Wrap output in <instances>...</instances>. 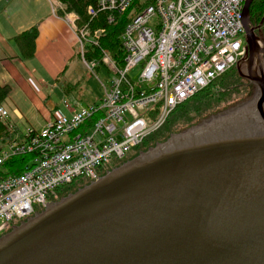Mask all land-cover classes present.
Returning a JSON list of instances; mask_svg holds the SVG:
<instances>
[{"label":"water","instance_id":"1","mask_svg":"<svg viewBox=\"0 0 264 264\" xmlns=\"http://www.w3.org/2000/svg\"><path fill=\"white\" fill-rule=\"evenodd\" d=\"M254 1L243 8L251 59L261 47ZM247 79L264 124V74ZM202 130L172 135L47 205L0 238V264H264V133L205 140Z\"/></svg>","mask_w":264,"mask_h":264},{"label":"built area","instance_id":"2","mask_svg":"<svg viewBox=\"0 0 264 264\" xmlns=\"http://www.w3.org/2000/svg\"><path fill=\"white\" fill-rule=\"evenodd\" d=\"M247 1L97 0L88 15L103 13L107 25L130 12L120 36L124 62L103 50L99 60H84L92 71L104 66L109 86L103 85L102 99L76 112H54L40 130L30 129L24 139L0 148V170L13 158L33 155L25 173L0 182V236L45 207L60 188L80 179L97 181L126 161L178 106L235 68L247 55ZM64 19L83 56L87 45L101 47L106 27L80 26L75 13ZM8 116L0 105V119Z\"/></svg>","mask_w":264,"mask_h":264},{"label":"crops","instance_id":"3","mask_svg":"<svg viewBox=\"0 0 264 264\" xmlns=\"http://www.w3.org/2000/svg\"><path fill=\"white\" fill-rule=\"evenodd\" d=\"M54 1L58 0L0 1V85L10 88L0 104L9 112L0 120L4 124L1 147L24 139L30 129L40 130L54 112H76L82 105L78 99L82 90L86 89L87 96H95L89 80L83 81L89 73L98 78L103 68L95 72L86 65L76 34L59 13L63 7H55ZM31 29L37 30L34 53L26 56L17 37ZM72 85L82 90L71 101L65 94H71ZM102 97H95L94 103Z\"/></svg>","mask_w":264,"mask_h":264},{"label":"trees","instance_id":"4","mask_svg":"<svg viewBox=\"0 0 264 264\" xmlns=\"http://www.w3.org/2000/svg\"><path fill=\"white\" fill-rule=\"evenodd\" d=\"M261 1L264 0H255L250 8V18L252 24L255 23V14L258 12L255 10L256 5L260 6ZM58 2L62 5L63 9L59 10L61 15H65L66 13H75L79 18L80 22L79 25L82 26L87 22L91 23L93 28H100L106 27L107 34L103 38L101 42V47L97 48L91 45L86 46V54L85 59L86 61H93L98 60L102 56V50L106 51L112 58L118 61L120 65L123 64L125 58V52L120 41V36L125 30L127 24L130 21V12L122 15H118L116 17V22L114 24L107 25V21L103 16V13H99L95 18H92L88 15V9L90 7L95 8L97 6V0H58ZM37 36V30L31 29L29 31L23 32L18 36V40L24 55L32 56L34 53V43L35 38ZM103 65H99L98 69L103 68ZM236 73L237 75H234ZM232 75L234 81L236 79L238 81H242L239 76L237 70L235 68L231 69L227 73H225L220 78L216 79L209 87L199 92L193 98L189 99L188 101L184 102L180 106H178L168 118L166 124L156 133L151 135L145 142L139 147L141 150L143 147L146 146V142H155L159 140L163 131H168V133L173 134L176 127H181L183 124L185 126L191 127L198 123L200 120L207 117L214 111L216 106H221L220 104L225 103L228 100V93L237 86L238 82H236L235 86L232 82ZM226 76H228L227 79ZM243 82V81H242ZM242 87L240 86L241 92H243ZM238 90V88H237ZM246 93V89L244 88ZM10 92V88L8 86H1L0 85V104H2L5 99L8 97ZM195 117H197L198 122H194ZM165 127V128H164ZM164 128V129H163ZM4 130V124L0 121V131ZM162 130V131H161ZM172 131V132H170ZM170 136L162 137L163 139H168ZM154 146V145H153ZM33 155L30 156H23V157H16L9 161H7L3 168L0 170V182L5 180L10 176H20L30 165V161ZM6 169L7 174L3 170ZM84 183V186L90 184L82 180V182L73 183L68 186L62 187L56 191V194L64 193L66 191H74L79 186ZM76 190L75 192H77ZM73 192V193H75ZM72 193V194H73ZM53 199V196H51Z\"/></svg>","mask_w":264,"mask_h":264},{"label":"rangeland","instance_id":"5","mask_svg":"<svg viewBox=\"0 0 264 264\" xmlns=\"http://www.w3.org/2000/svg\"><path fill=\"white\" fill-rule=\"evenodd\" d=\"M255 10L258 12V15H257V13L255 14V16H254L255 23L252 24V27L255 29L256 36L258 38V43L261 45L262 48H264V45H263V42H264V2L261 1V5L260 6L256 5ZM96 69H98V68H96ZM236 70L237 69L235 67V71ZM96 71H98V70H95V72ZM139 71L140 70L137 69L131 74V77L133 78V80H137L138 79V77L140 75ZM89 72L92 73V71H89ZM106 74L107 73L102 69V70L99 71V75H98L99 77L98 78H96V76H94V75L89 73V75H87V77L84 79L83 83H87V81L89 80L88 84L90 85V87L92 88L93 92L95 93V96H91V97L87 96L84 93L86 89L82 90L81 86H79V88H78V87H74L72 85L69 88V90L71 91V94L69 95L66 92V94H65L66 96L65 97L68 100L72 101V97L76 96V94L79 93L80 90H82V92L79 93V98L78 99L80 100L82 105H85V106L91 105L92 103L97 101L95 99L102 97L103 93H104V89H103V86H102L101 82L99 81V78L107 86H109V82H108L109 78H108V75L106 76ZM234 75H237V74L234 73ZM234 75L231 76L232 77V82H233L234 86H235L236 82H238L237 86L234 87V89H232V91H230L228 93V100L225 103L220 104L221 106H216L214 108V111L211 114H209L207 117H205L204 119L200 120L199 122H198L197 117H195L194 122H198V123H196L195 125H193L191 127H188V128L184 124L181 127H176L175 130H174L175 132L173 134L168 133V131H163V133L161 134V137L159 138V140H156L155 142H152V141L151 142L150 141L146 142L147 143L146 146L143 147L141 150H139V148L132 150L131 153L127 156L126 161L123 160V161H120V162L116 163L112 170L121 167L125 162H128V161L134 159L135 157L139 156L140 153L146 152L149 148L155 147L156 146L155 144L167 142L172 137V135H179V134L184 133L185 131L190 130V129L194 128V127H197L199 125L216 124L218 122L224 121V122L229 123L228 126L223 127L221 129L224 133L225 132L227 134H229V133H239V134H245V135H248V136L249 135L263 134L264 133V124H263V122H261V120L259 118L258 108L256 107L257 100L253 102V99L255 98V96L257 94V91H256V89H253L254 91H253V93H251L250 89L248 88V91L245 93L244 88L242 87L243 92H241L240 86L244 85L245 83L242 82V81H238L237 79H236V82H235L234 79H233ZM227 78H228V76H226L225 79H227ZM237 88H238V90H237ZM64 89L66 91L67 86H65ZM95 97H97V98H95ZM248 107H252V108L248 109V111H246ZM244 116H249L251 118V120H252V121H250L248 123L245 122V123L249 124V127L245 128V125H243L241 128H237L236 127V124H238L237 121H241L239 123L244 124L243 121L247 120V119L244 118ZM170 132H172V131H170ZM167 136H170V137L168 139H166V140L162 138V137H167ZM214 136L220 137L218 132L214 133ZM12 142L13 141H9V144L12 143ZM112 170H110L109 172H111ZM3 171L5 172V174H7L6 169L3 170ZM105 175H103V176H105ZM80 182H82V179H80L78 181V183H80ZM88 185L89 184L84 186V183H83L81 186H79L74 191H66L63 194L59 193L58 195L56 194V195L53 196V199L52 198L50 199V201L48 202L47 205L52 204V203L60 202L62 199L68 197L70 194H72L76 190L83 189L84 187H86ZM46 206L45 207H39L36 210V213L32 217H34L37 213L43 212L47 208ZM32 217H30V218H32ZM27 221H28V219H25V220H22V221H16L13 224V226H11V228L8 231H10L14 227H18V226L22 225L23 223H25ZM7 232H5L4 234H6Z\"/></svg>","mask_w":264,"mask_h":264},{"label":"flooded vegetation","instance_id":"6","mask_svg":"<svg viewBox=\"0 0 264 264\" xmlns=\"http://www.w3.org/2000/svg\"><path fill=\"white\" fill-rule=\"evenodd\" d=\"M261 49L262 48L259 47V53H257L253 59L249 58V56H246L244 58V60L240 63L238 68L236 65V69H237L239 78L245 83L243 86L246 89V92L248 91V88L250 89L251 93H253V91H254L253 89H256V91H257V94H256L257 97L255 96V98L253 99V102L257 100L256 107H257L258 102L260 100L261 92H259L260 90L247 78L249 77L251 79L256 80L257 76L264 74V53H263V51H260ZM251 108L252 107H248L246 111H248V109H251ZM244 118L247 120L243 121L244 124H242L241 127L243 125H245V128H246V126L249 127V124H247V123L252 121L251 118L249 116H244ZM259 118H260V114H259ZM245 122H247V123H245ZM199 126H203L201 136L205 140L217 138L216 136H214V133H216V132L219 133V136L222 135L221 130H219L218 128H215V126L213 124L199 125ZM199 126H197V127H199ZM158 144H160V143H158ZM158 144H155V145L157 146ZM12 230H13V228L10 231H8L6 234L10 233ZM6 234H4V235H6ZM4 235H1L0 238Z\"/></svg>","mask_w":264,"mask_h":264}]
</instances>
